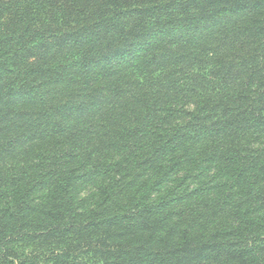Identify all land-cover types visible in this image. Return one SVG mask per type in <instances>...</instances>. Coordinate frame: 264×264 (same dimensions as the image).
Segmentation results:
<instances>
[{
	"label": "trees",
	"instance_id": "trees-1",
	"mask_svg": "<svg viewBox=\"0 0 264 264\" xmlns=\"http://www.w3.org/2000/svg\"><path fill=\"white\" fill-rule=\"evenodd\" d=\"M0 264H264V0H0Z\"/></svg>",
	"mask_w": 264,
	"mask_h": 264
}]
</instances>
